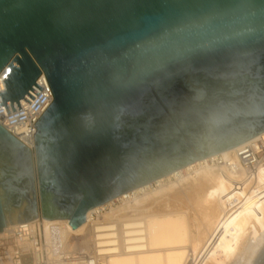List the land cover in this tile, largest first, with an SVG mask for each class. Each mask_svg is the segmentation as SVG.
Returning <instances> with one entry per match:
<instances>
[{
  "label": "water",
  "instance_id": "obj_1",
  "mask_svg": "<svg viewBox=\"0 0 264 264\" xmlns=\"http://www.w3.org/2000/svg\"><path fill=\"white\" fill-rule=\"evenodd\" d=\"M10 61L7 115L40 73L52 101L32 149L0 126V233L11 213L76 229L264 132V0H0V71Z\"/></svg>",
  "mask_w": 264,
  "mask_h": 264
},
{
  "label": "bare ground",
  "instance_id": "obj_2",
  "mask_svg": "<svg viewBox=\"0 0 264 264\" xmlns=\"http://www.w3.org/2000/svg\"><path fill=\"white\" fill-rule=\"evenodd\" d=\"M233 151L231 148L220 156L226 158ZM189 174L208 188L197 201L208 226L207 235L203 241L189 239L191 259L186 255L189 229L185 211L133 214V218L120 215L153 207L190 179ZM85 218L73 230L67 220L43 219L45 235L49 240L54 235L60 244L75 236V248L105 255V264H251L264 245L260 238L264 230V168L244 181L215 170L202 159L91 209ZM14 224L10 222L6 228ZM196 232L199 235L198 229Z\"/></svg>",
  "mask_w": 264,
  "mask_h": 264
},
{
  "label": "built area",
  "instance_id": "obj_3",
  "mask_svg": "<svg viewBox=\"0 0 264 264\" xmlns=\"http://www.w3.org/2000/svg\"><path fill=\"white\" fill-rule=\"evenodd\" d=\"M11 61L0 71V93L5 90L3 80L10 72L7 66ZM34 84L41 90L31 87L37 95L31 91L27 92L34 98L31 100L26 95L23 97L29 105L20 99L17 101L20 107L18 111L13 102L15 112L12 113L10 105L6 104L8 115L4 106L0 107V126L29 149L33 147V124L52 101L51 92L42 73ZM206 163L238 180L251 179L259 168H264V132L235 147L232 154L226 158L217 154L206 158ZM95 217L92 215V218ZM43 222L42 219H36L5 228L0 233V264H105V255H96L93 251L83 252L75 248L72 243L75 236H70L63 244L57 243L54 235L49 240L45 235Z\"/></svg>",
  "mask_w": 264,
  "mask_h": 264
},
{
  "label": "rangeland",
  "instance_id": "obj_4",
  "mask_svg": "<svg viewBox=\"0 0 264 264\" xmlns=\"http://www.w3.org/2000/svg\"><path fill=\"white\" fill-rule=\"evenodd\" d=\"M199 162V161H198ZM193 164V163H192ZM185 167L181 168L180 170L184 169ZM191 173V172H190ZM170 175V174H169ZM167 176V175H166ZM191 176V177H190ZM165 177V176H164ZM188 179L186 182L179 184L178 187L174 189V191L169 192L166 194L165 197H162L157 200L153 207H148L143 210H139L137 213L128 212L125 214H120L123 217L128 216L133 218V214L136 216H148L153 214H161L167 212H175V211H185L187 213L186 219V226L189 229L188 239L185 242L186 246V255L188 258H192L189 253V239L190 241L193 240H201L203 241L207 235V223L203 220L202 212L197 208V201L198 199L208 191L207 186L202 183L199 178L192 176L189 174ZM174 182L173 179L170 180ZM152 184V183H149ZM119 198V197H118ZM118 205H115V207ZM150 208V209H149ZM12 212L10 209L8 214ZM9 218H11V222H16V220H22V218H14V213L9 214ZM38 219H41L38 217ZM43 220V219H42ZM45 220V219H44ZM56 221V220H50ZM197 229L200 231L199 235L197 234Z\"/></svg>",
  "mask_w": 264,
  "mask_h": 264
}]
</instances>
